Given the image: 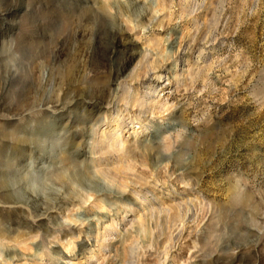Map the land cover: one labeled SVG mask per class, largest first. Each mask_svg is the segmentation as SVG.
Here are the masks:
<instances>
[{"label":"clouds","instance_id":"1","mask_svg":"<svg viewBox=\"0 0 264 264\" xmlns=\"http://www.w3.org/2000/svg\"><path fill=\"white\" fill-rule=\"evenodd\" d=\"M17 11L28 27L0 29V119L47 122L61 136L116 124L133 144L179 134L177 151L192 149L193 164L205 159L208 130L229 135L207 164L227 160L234 125L260 128L238 149L264 133V43L257 50L237 41L264 20V0H241L236 10L233 0H27ZM147 187L110 192L123 201L122 226L107 201L81 205L68 226L76 231L52 245L59 264H129L137 248L136 264H264V200L234 201L231 190L223 202L201 195L206 210L185 214L165 239L177 237L164 259L148 237L137 239ZM93 224L98 230L86 234Z\"/></svg>","mask_w":264,"mask_h":264},{"label":"rangeland","instance_id":"2","mask_svg":"<svg viewBox=\"0 0 264 264\" xmlns=\"http://www.w3.org/2000/svg\"><path fill=\"white\" fill-rule=\"evenodd\" d=\"M26 2L0 0V29L15 32L28 27L26 14L20 16L17 11ZM240 6L241 0H233V10ZM262 31L264 20L255 29L245 30L237 41L259 50L264 43ZM120 131L118 125L111 124L61 136L47 122L0 119V259L9 264H59V253L52 245L57 237L64 240L76 231L68 226L79 219L81 205L92 203L93 198L97 203L107 201L114 205L113 218L122 226L127 221L123 201L110 192L127 190L132 182L145 183L146 191L152 193L147 197V219L141 220L137 239L148 237L164 259L177 237L173 235L167 245L165 239L175 233L185 214L193 207L206 210L201 195L223 202L231 190L234 201L242 197L253 203L264 200V144L259 142L264 133L256 137L257 142L237 147L246 144L259 127L249 131L234 125L231 150L223 164L221 156L207 164L214 154L210 149L229 135L223 127L206 132L210 143L201 149L205 159L195 164L190 163L192 149L177 151L179 134L160 143L156 136L151 141L141 136L133 144L130 138L125 142ZM77 136L83 138L81 143L76 142ZM193 178L199 180L198 185L193 182L191 187H179ZM97 230L93 224L85 233ZM140 251L130 252L129 264H136ZM185 254L186 249L173 255Z\"/></svg>","mask_w":264,"mask_h":264}]
</instances>
